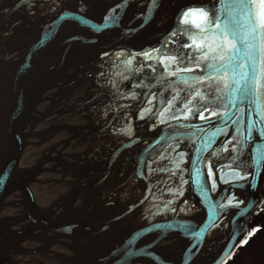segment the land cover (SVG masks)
Instances as JSON below:
<instances>
[{
  "label": "water",
  "instance_id": "water-1",
  "mask_svg": "<svg viewBox=\"0 0 264 264\" xmlns=\"http://www.w3.org/2000/svg\"><path fill=\"white\" fill-rule=\"evenodd\" d=\"M200 6L237 18L235 41L187 47ZM247 11L0 0V264L224 263L264 209V28Z\"/></svg>",
  "mask_w": 264,
  "mask_h": 264
},
{
  "label": "snow or ice",
  "instance_id": "snow-or-ice-1",
  "mask_svg": "<svg viewBox=\"0 0 264 264\" xmlns=\"http://www.w3.org/2000/svg\"><path fill=\"white\" fill-rule=\"evenodd\" d=\"M220 2L221 0H216L217 4H219ZM232 2L241 14H243L244 9L248 10L247 15L254 30L257 28H264V11L259 14L258 23V17L252 12L253 6L249 2V0H232ZM261 7L264 8V0H262L261 2ZM200 9L201 10L199 12L187 10L182 13L183 23H185L186 25L190 24L195 29L199 30L198 33H193L191 37L192 43L186 45L187 47H192L193 45H195L197 49L204 47V40L207 39V35H214L220 37L225 45L230 43V37L231 41H235L236 32L235 24L233 21L237 20V18L229 16L224 12H221L219 8H204L203 6H200ZM185 31H190V29H185ZM197 35L201 37L200 42H197V39L195 38ZM239 43H243V41H240ZM212 50L215 51V49ZM239 52V44L236 42H232V46L231 48H229V58L231 59ZM203 55L207 56L208 53H204ZM193 59H195V57H193ZM217 67L218 65L209 63L205 65V70H215ZM252 78H256L255 67H253L252 69ZM260 86L264 87V85ZM225 87H227V85H225ZM185 107H187V105H185ZM189 111L191 110L189 109ZM200 118L204 119V116L200 114ZM229 203H232V201H229Z\"/></svg>",
  "mask_w": 264,
  "mask_h": 264
},
{
  "label": "rangeland",
  "instance_id": "rangeland-1",
  "mask_svg": "<svg viewBox=\"0 0 264 264\" xmlns=\"http://www.w3.org/2000/svg\"><path fill=\"white\" fill-rule=\"evenodd\" d=\"M1 219H10L7 209L0 211V226L4 225ZM223 264H264V209L253 216L245 236Z\"/></svg>",
  "mask_w": 264,
  "mask_h": 264
},
{
  "label": "bare ground",
  "instance_id": "bare-ground-1",
  "mask_svg": "<svg viewBox=\"0 0 264 264\" xmlns=\"http://www.w3.org/2000/svg\"><path fill=\"white\" fill-rule=\"evenodd\" d=\"M6 213V212H5ZM7 214V213H6ZM7 217H8V215H7Z\"/></svg>",
  "mask_w": 264,
  "mask_h": 264
}]
</instances>
